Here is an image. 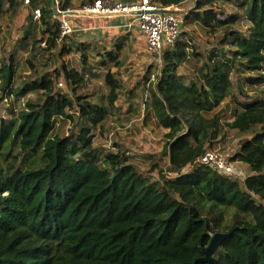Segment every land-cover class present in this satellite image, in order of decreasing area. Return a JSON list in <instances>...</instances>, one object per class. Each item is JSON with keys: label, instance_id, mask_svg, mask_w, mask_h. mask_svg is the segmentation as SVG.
<instances>
[{"label": "trees", "instance_id": "trees-1", "mask_svg": "<svg viewBox=\"0 0 264 264\" xmlns=\"http://www.w3.org/2000/svg\"><path fill=\"white\" fill-rule=\"evenodd\" d=\"M24 1L0 0V90L6 98L36 95L15 119L0 116V264H198L217 233L228 236L206 264H264V98H235L232 79L248 74L249 86L264 84V0H195L184 24L212 35L211 49L200 54L181 25L162 48L159 72L144 68L140 99L167 131L162 155L175 175L158 178L139 172L120 148L93 147L92 131L119 99L110 67L129 60L121 58L127 38L109 50L73 32L59 38L61 13L96 0H78L76 9L73 0ZM187 1L149 0L178 9ZM221 4H232L235 14L217 9ZM240 15L245 30L235 26ZM23 52L30 77L12 88ZM72 53L87 61L81 72L64 61ZM186 61L197 65L189 75L180 73ZM92 65L105 70V105L77 93ZM229 97L235 109L226 127L245 137L226 161L247 167L241 181L197 162L217 153L223 126L215 111ZM64 120L74 133L54 134Z\"/></svg>", "mask_w": 264, "mask_h": 264}, {"label": "rangeland", "instance_id": "rangeland-1", "mask_svg": "<svg viewBox=\"0 0 264 264\" xmlns=\"http://www.w3.org/2000/svg\"><path fill=\"white\" fill-rule=\"evenodd\" d=\"M195 0H188L185 2L181 8H171L176 12L177 17L182 20V30L187 32L189 37L192 38V43L197 46V50L200 54L205 55L208 50L211 49L212 35H206L205 32L199 27L198 24H184V13L194 9ZM25 4V3H24ZM56 4V3H55ZM78 5V0H73V8L76 9ZM220 11H224L226 15L235 14V9L232 4H221L217 6ZM54 9V6L52 7ZM75 12L77 15L74 16L70 22L72 25V32L80 41L90 42L93 38H106L101 39L105 49L109 50L112 48L113 43L121 38L126 37L125 41V53L121 55L128 56L129 60L124 62V64L119 67H110V72L112 74H117L118 80L120 81V89L118 90V100L115 102V110L111 111V114L104 120L101 126L96 130L92 131L93 134V147L101 148L106 151L116 152L118 149H122L125 155L130 159V162L134 164L139 172L149 173L155 178L161 176L173 177L174 174L168 172L169 164L166 156L162 155L163 147L165 144L164 135L167 133L166 130L160 128L153 115L152 111L143 104V100L140 99V82L144 77V68L147 66H154V70L159 72L161 67L160 57L156 58L145 53V43L143 36L137 32V30H131V33L122 35L118 31L119 29L111 28H95L106 27V21L104 19L89 18L82 13L81 10H69ZM240 20L235 25L240 30H245L247 22L240 15ZM21 23V20L19 21ZM108 24V23H107ZM76 30V31H73ZM79 30V31H77ZM117 31V33H115ZM114 32V33H113ZM107 33L111 35H107ZM104 35V36H103ZM134 36V37H133ZM30 58L28 53H19L16 62V74L14 77V82L12 88H16L19 84L27 80L30 76V66L26 64V60ZM64 61L68 63V66L76 71H82V58L78 54L72 53L64 58ZM85 62L86 59H85ZM187 62V61H186ZM197 67L195 62L186 63L180 69V73L190 74L193 67ZM104 69L96 68L92 65V69H88L84 72L85 77L83 86L77 91L78 94H83L86 96V100L94 104L105 105L106 96L108 94V89L103 82ZM250 76L248 74L244 76L233 75L234 84V94L235 98H241L240 94H247L251 98H264V84L259 86L251 87L245 81V77ZM81 81V78H77ZM153 80V78L151 79ZM1 83V80H0ZM149 83L145 84V90L148 89ZM65 88V87H64ZM131 91L134 95L131 98L130 105H127L126 94L129 95ZM146 95V94H144ZM36 98L35 94H27L21 99H15L10 96L6 98V94H3L0 90V116L5 120L15 119L18 112L23 109L26 100H34ZM105 98V101H104ZM243 99V98H242ZM234 105L232 103V98H227L215 111L222 113L220 122L223 126V134L219 138V141L215 144L214 150L217 154L222 156L227 160L231 158L238 148L239 141L245 137L244 134H240L237 131L230 130L226 127L227 123L232 121L234 115ZM210 116V115H209ZM208 116V117H209ZM73 123L70 120H64L57 123L55 127L54 134L59 136H68L74 133ZM12 154H16L17 148H13ZM10 161V158H9ZM237 172L233 176L238 180H242L246 174H248V169L244 165L233 164ZM156 167V168H155ZM154 169V170H153ZM161 170L160 172L157 170Z\"/></svg>", "mask_w": 264, "mask_h": 264}, {"label": "built area", "instance_id": "built-area-1", "mask_svg": "<svg viewBox=\"0 0 264 264\" xmlns=\"http://www.w3.org/2000/svg\"><path fill=\"white\" fill-rule=\"evenodd\" d=\"M24 3L28 4V0H25ZM171 8L175 9L176 7H156L149 0H137L130 4L113 0H96L91 6L85 7L82 13L87 17L99 15L102 16L101 19L126 16L133 18L138 31L145 39V52L150 56L159 58L163 46L172 45L175 42L182 25V20ZM70 14L71 11L69 10L61 13L60 39L72 32V27L66 20L67 16L74 17ZM39 17V10H33V19L38 20ZM41 47L45 48V44H41ZM58 86H63V83L58 84ZM197 162L222 175L234 176L237 172L225 158L211 151L205 152Z\"/></svg>", "mask_w": 264, "mask_h": 264}, {"label": "crops", "instance_id": "crops-1", "mask_svg": "<svg viewBox=\"0 0 264 264\" xmlns=\"http://www.w3.org/2000/svg\"><path fill=\"white\" fill-rule=\"evenodd\" d=\"M113 1H120L123 4H130V3H133V2H135L137 0H113ZM97 19H101V18H97ZM104 20H107L106 21V25H105L106 27H98L96 25L95 28H92V29H96V30L98 28L111 29L113 27V28L119 29L118 31L123 32V33H121L122 35H126L128 33H131V35H132V31L131 30H133L135 28L134 30H137V32L140 35V32L137 29L136 23L134 22L133 18H131V17H127V16L126 17H114V18L104 19ZM73 31H76V30L73 29ZM77 31H79V30H77ZM115 33H117V31ZM107 35H111V34L107 33ZM107 37L108 36H106V38ZM106 38H93V40H91V41H96V40H101V39L107 40L108 38L107 39ZM143 39H144V37H143ZM144 43H145V39H144ZM84 64H85V58L82 59V65H84ZM79 72H81V71H79Z\"/></svg>", "mask_w": 264, "mask_h": 264}, {"label": "water", "instance_id": "water-1", "mask_svg": "<svg viewBox=\"0 0 264 264\" xmlns=\"http://www.w3.org/2000/svg\"><path fill=\"white\" fill-rule=\"evenodd\" d=\"M53 4V1H52ZM70 15H77L75 12H71ZM89 17L92 18H102V16L99 15H89ZM228 236V234H214L211 239L210 242L208 244V246L202 251L203 256L196 260L195 263L198 264H206L209 262V260L211 259V256L214 254V252L217 250V248L220 246V244L222 243V241Z\"/></svg>", "mask_w": 264, "mask_h": 264}]
</instances>
